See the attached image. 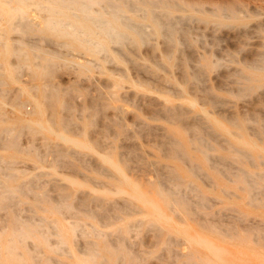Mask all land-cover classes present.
Listing matches in <instances>:
<instances>
[{
    "label": "rangeland",
    "instance_id": "1",
    "mask_svg": "<svg viewBox=\"0 0 264 264\" xmlns=\"http://www.w3.org/2000/svg\"><path fill=\"white\" fill-rule=\"evenodd\" d=\"M0 264H264V0H0Z\"/></svg>",
    "mask_w": 264,
    "mask_h": 264
},
{
    "label": "bare ground",
    "instance_id": "2",
    "mask_svg": "<svg viewBox=\"0 0 264 264\" xmlns=\"http://www.w3.org/2000/svg\"><path fill=\"white\" fill-rule=\"evenodd\" d=\"M55 4V3H54ZM80 3H78V5H79ZM41 6V5H40ZM87 6V5H86ZM153 8H155V7H153ZM156 9V8H155ZM163 10V9H162ZM176 16V15H175ZM171 17V16H170ZM173 18H174V15L172 16ZM186 19V18H185ZM179 23H181V22H179ZM182 24V23H181ZM182 27V26H181ZM180 27V28H181ZM183 28H185V27H183ZM186 29V28H185ZM115 30V29H114ZM187 30V29H186ZM105 31H106V29H105ZM180 31H181V29H180ZM116 32V31H115ZM189 33V32H188ZM182 34H184V33H182ZM187 37H188V35H187ZM165 38H166V36H165ZM239 38V37H238ZM188 39V38H187ZM172 39H170V41H171ZM154 78V77H153ZM156 78V77H155ZM144 79V78H143ZM146 81V80H145ZM109 85V84H108ZM110 86V85H109ZM110 95L112 96V104H111V107L114 109V110H117V111H119V110H122V109H126V108H128L127 107V104L124 102V98L125 97H128V98H131V99H138L137 98V94L133 91V90H130L129 88H123V87H121V86H118L117 87V85H116V87L112 90V91H110ZM110 98V97H109ZM143 98V96H140V99H142ZM131 101V100H130ZM166 108V107H165ZM169 109V108H168ZM167 110V109H166ZM169 110H171V108L169 109ZM153 111V110H152ZM176 111H178V109L176 110ZM160 114V113H159ZM171 114V113H170ZM169 115V114H168ZM173 118H176V117H173ZM195 118V117H194ZM179 119H181V118H179ZM193 119V118H192ZM197 119V118H196ZM177 120H178V118H177ZM176 120V121H177ZM179 121V120H178ZM180 122V121H179ZM182 122V121H181ZM183 123V122H182ZM180 125V124H179ZM197 125V124H196ZM124 128H125V124H124ZM126 128H127V126H126ZM187 128V127H186ZM191 129V128H190ZM204 129V128H203ZM189 132V131H188ZM208 133V132H207ZM165 136V135H164ZM197 136H199V135H197ZM209 137V136H208ZM162 138V137H161ZM188 138V137H187ZM164 139V138H163ZM166 140V139H165ZM197 140H199V139H197ZM166 141H168V140H166ZM165 141V142H166ZM161 142H162V140H161ZM169 143V142H168ZM164 145V144H163ZM203 145V144H202ZM158 146V145H157ZM208 146V145H207ZM155 147V146H154ZM166 147V146H165ZM172 147V146H171ZM164 149V148H163ZM208 150V149H207ZM178 154V153H177ZM183 159V158H182ZM185 160V159H184ZM212 160V159H211ZM183 161V160H182ZM186 161V160H185ZM184 163V162H183ZM188 163V162H187ZM214 164V163H213ZM215 166V165H214ZM192 167V166H191ZM185 168V167H184ZM186 170V169H185ZM187 171V170H186ZM194 171V170H193ZM168 172V171H167ZM221 172V171H220ZM187 173V172H186ZM197 174V173H196ZM192 176V175H191ZM190 176V177H191ZM164 177H166V176H164ZM164 179V178H163ZM166 179V178H165ZM168 181V180H167ZM170 182H172V181H170ZM169 183V182H168ZM175 184V183H174ZM194 184V183H193ZM182 187V186H181ZM180 187V188H181ZM196 187V186H195ZM197 188V187H196ZM199 192V191H198ZM171 193V192H170ZM171 206V205H170ZM186 214V213H185ZM190 219V218H189ZM191 220V219H190Z\"/></svg>",
    "mask_w": 264,
    "mask_h": 264
}]
</instances>
